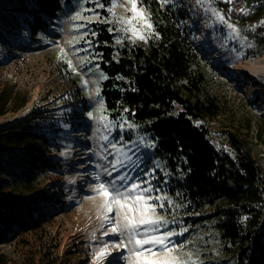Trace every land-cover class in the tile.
<instances>
[{
    "label": "rangeland",
    "instance_id": "obj_1",
    "mask_svg": "<svg viewBox=\"0 0 264 264\" xmlns=\"http://www.w3.org/2000/svg\"><path fill=\"white\" fill-rule=\"evenodd\" d=\"M123 3L124 0H119L114 12L130 15L126 11L130 6H120ZM84 6L91 8L94 4ZM166 6L184 13L183 20L192 33L199 50L198 60L205 71L204 84L220 107L216 116L195 122L203 126L216 150L235 157L238 151L232 145L234 139L243 150L250 151L257 166L264 213V71L251 73L239 69L242 64L264 65V23H261L264 1L254 4L252 0H233L228 4L213 0L212 6L223 10L226 18L230 15L229 22L240 30L239 39H233L230 30L205 10L207 5L198 4L197 0H173ZM79 8V0H74L63 9L59 20L52 23L45 38H30L22 25L25 13L11 7L10 0H0V90L13 88L6 111L0 115V129L32 130L46 140V143L39 139L27 142L11 152L0 145L4 169L0 200L15 203L17 216L27 220L25 206H28L35 218L33 223L20 225L14 239L0 244V264H96L94 252L104 242L109 243L111 251L104 262L117 264L114 261L120 256L122 261L118 264H129L131 259L129 249L111 248V244L119 242V236L101 237L108 225L100 226L102 197L92 190L96 183L92 175L97 171L95 164L102 162L96 155L104 143L99 137L107 134L102 125L87 115L90 111L99 115L97 98L90 93L95 92V81L100 84V73H73L60 58L64 55L63 48L66 59H72L79 68L74 55L77 46L68 43L84 30L73 27L83 21L71 20ZM229 8L234 10L228 13ZM241 8L246 9L245 14L240 13ZM96 11L102 19L113 18L109 11L107 14L101 13L100 8ZM79 55L83 57L86 53ZM82 79L89 80L87 86ZM22 98L25 103L18 105ZM130 131L125 133V139L134 138ZM113 136L118 137L119 132ZM29 150L35 154L34 158L28 154ZM142 151L151 158L148 165L158 159L151 149ZM28 176H32L30 181L26 179ZM217 206H206L199 213L178 212V221H183L189 232L174 239L177 243L185 238L194 239L203 264H239L238 253L224 249L216 217L191 221L212 213ZM172 213L169 209L159 210L160 215L169 218ZM179 226L170 224L169 228Z\"/></svg>",
    "mask_w": 264,
    "mask_h": 264
},
{
    "label": "trees",
    "instance_id": "obj_2",
    "mask_svg": "<svg viewBox=\"0 0 264 264\" xmlns=\"http://www.w3.org/2000/svg\"><path fill=\"white\" fill-rule=\"evenodd\" d=\"M73 1L10 0V6L25 13L22 25L30 38H45L52 23ZM252 1L257 4L264 0ZM100 2L105 6L100 12L107 14L110 0ZM144 3L159 33L146 45H131L127 41L115 45L108 23H93L86 29L89 36L85 39L93 41L86 56L92 52L102 54V59L95 63L99 64L98 72L108 77L99 84L107 108L105 114L116 117L123 113L139 125L141 135L155 141L156 147L151 150L171 172L166 190L184 205L178 212L199 213L206 206L218 205L212 213L191 221L216 217L218 236L226 252L238 253L239 264H264L263 200L254 159L234 139L232 145L238 151L235 157L211 146L206 130L195 121L216 116L220 107L204 84L205 71L198 60L199 50L192 33L183 20L184 13L167 6L162 8L157 0ZM93 31L98 35L91 36ZM76 46L87 47L83 41ZM12 92V87L0 90V115L6 111ZM25 101L22 98L18 105ZM36 139L46 143L43 135L32 130L0 129V145L9 152ZM28 154L35 155L30 150ZM3 174L0 163V178ZM31 178L26 177L27 181ZM3 190L0 179V195ZM177 192L182 195L177 197ZM25 209L29 220L17 216L15 203L0 200V244L14 239L20 225L34 222L32 209Z\"/></svg>",
    "mask_w": 264,
    "mask_h": 264
},
{
    "label": "snow or ice",
    "instance_id": "obj_3",
    "mask_svg": "<svg viewBox=\"0 0 264 264\" xmlns=\"http://www.w3.org/2000/svg\"><path fill=\"white\" fill-rule=\"evenodd\" d=\"M157 2L163 8L172 4L173 0H157ZM224 2L231 4L233 0H224ZM79 3L80 8L71 20L83 21L74 24L73 27L77 31L80 29H85V31L73 37V40L68 43L75 46L83 41L87 47H74V55L79 61V68L73 65L72 59H66L67 54L63 48H61V53L64 55L60 57L65 60L68 69L73 73L87 75L95 74L99 70V64L95 61L102 59V54L92 52L89 56L79 55L81 52H89L92 48L93 41L85 39L89 36L86 29L90 24L108 23L112 25L108 28V32L113 36L115 45H122L125 40L132 44H135L137 40L146 43L153 36L159 37L151 19V12L144 0H124L120 6H130L126 7V11L130 13L127 16L117 15L114 12L119 0H110L111 6L108 11L112 19L100 17L96 9L105 6L99 0H79ZM197 3L207 5L205 10L215 16L216 22L230 30L233 39H239L240 30L235 24L229 22L230 15L226 18L223 10L212 6L213 0H197ZM85 4H94V7L87 8ZM233 10L229 8L228 13ZM239 11L241 14L246 13L244 8ZM97 35L96 32H91V36ZM105 43L108 42L105 41ZM99 79L106 80L108 77L101 72ZM88 83L89 80L82 79L83 85L87 86ZM94 83L97 87L90 95L97 98L96 111L99 115L94 116L92 111L87 115L102 125L107 133L99 137L104 143L101 144V151L96 155L102 162L95 164L97 171L92 174L96 181L92 190L102 197V211L98 213V218L101 220L100 226L104 228L108 225L107 230L101 233V237L119 236L121 239L111 244V248L129 249L131 254L129 264H203L199 249L195 248L194 239L185 238L179 243L174 239L184 237L185 233L189 232V228L183 226V221L177 219L178 210L184 205L178 203L166 190L171 172L167 170L165 162L154 159L151 160V165L147 164V160L151 158L147 157L142 150L155 148V141L150 140L146 135H141L138 131L139 125L130 121L123 113L116 117L106 115L107 108L101 97L99 81ZM128 111L124 109V112ZM129 130H131L129 134L134 138L125 139V133ZM116 131L119 132L118 137L113 136ZM181 195L179 192L176 193L177 197ZM168 209L173 210L171 218L168 215L159 214V210L167 211ZM178 223L180 224L178 228H169L170 224ZM92 239H97L95 233ZM109 255H111L110 245L104 242L94 252L96 264H104Z\"/></svg>",
    "mask_w": 264,
    "mask_h": 264
},
{
    "label": "bare ground",
    "instance_id": "obj_4",
    "mask_svg": "<svg viewBox=\"0 0 264 264\" xmlns=\"http://www.w3.org/2000/svg\"><path fill=\"white\" fill-rule=\"evenodd\" d=\"M240 70L244 71V72H251V73H254V72H259L261 70L264 71V65H255L253 63H250V64H242V67L239 68ZM77 150L79 149V146L77 145L76 146ZM72 150H70L69 152H71ZM119 259H117L116 261H114L115 263H120L122 261V258L119 256L117 257ZM104 264H109V262H104Z\"/></svg>",
    "mask_w": 264,
    "mask_h": 264
}]
</instances>
